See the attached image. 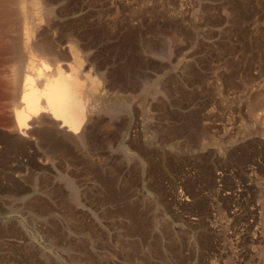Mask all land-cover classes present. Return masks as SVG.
<instances>
[{
	"label": "rangeland",
	"instance_id": "374dc122",
	"mask_svg": "<svg viewBox=\"0 0 264 264\" xmlns=\"http://www.w3.org/2000/svg\"><path fill=\"white\" fill-rule=\"evenodd\" d=\"M55 1L98 138L0 140V264H264V0Z\"/></svg>",
	"mask_w": 264,
	"mask_h": 264
},
{
	"label": "bare ground",
	"instance_id": "6f19581e",
	"mask_svg": "<svg viewBox=\"0 0 264 264\" xmlns=\"http://www.w3.org/2000/svg\"><path fill=\"white\" fill-rule=\"evenodd\" d=\"M55 4L53 0H0V120L8 123V129L0 131V140L13 135L36 147V137L49 134L64 148L83 149L98 138L89 132L97 112V84L90 62L80 61L75 37L55 35L58 23L51 17ZM258 119L264 123V111Z\"/></svg>",
	"mask_w": 264,
	"mask_h": 264
}]
</instances>
